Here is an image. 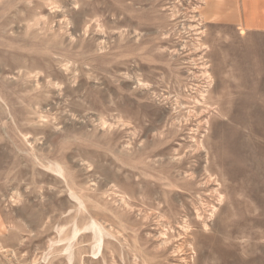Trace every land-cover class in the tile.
<instances>
[{
	"label": "rangeland",
	"instance_id": "obj_1",
	"mask_svg": "<svg viewBox=\"0 0 264 264\" xmlns=\"http://www.w3.org/2000/svg\"><path fill=\"white\" fill-rule=\"evenodd\" d=\"M207 0H0V264H264V30Z\"/></svg>",
	"mask_w": 264,
	"mask_h": 264
},
{
	"label": "crops",
	"instance_id": "obj_2",
	"mask_svg": "<svg viewBox=\"0 0 264 264\" xmlns=\"http://www.w3.org/2000/svg\"><path fill=\"white\" fill-rule=\"evenodd\" d=\"M204 14L236 28L264 30V0H207Z\"/></svg>",
	"mask_w": 264,
	"mask_h": 264
}]
</instances>
